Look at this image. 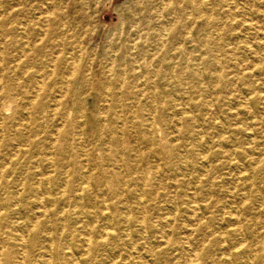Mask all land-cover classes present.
<instances>
[{
	"label": "clouds",
	"instance_id": "9594fccd",
	"mask_svg": "<svg viewBox=\"0 0 264 264\" xmlns=\"http://www.w3.org/2000/svg\"><path fill=\"white\" fill-rule=\"evenodd\" d=\"M0 264H264V0H0Z\"/></svg>",
	"mask_w": 264,
	"mask_h": 264
}]
</instances>
